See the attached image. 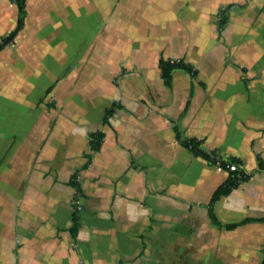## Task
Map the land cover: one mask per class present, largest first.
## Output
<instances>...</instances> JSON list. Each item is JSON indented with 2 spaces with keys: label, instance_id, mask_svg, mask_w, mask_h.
Segmentation results:
<instances>
[{
  "label": "crops",
  "instance_id": "0c3cea01",
  "mask_svg": "<svg viewBox=\"0 0 264 264\" xmlns=\"http://www.w3.org/2000/svg\"><path fill=\"white\" fill-rule=\"evenodd\" d=\"M19 16L0 0V41ZM231 160L248 178L213 221ZM263 256L264 0H24L0 48V264Z\"/></svg>",
  "mask_w": 264,
  "mask_h": 264
},
{
  "label": "trees",
  "instance_id": "16d2710c",
  "mask_svg": "<svg viewBox=\"0 0 264 264\" xmlns=\"http://www.w3.org/2000/svg\"><path fill=\"white\" fill-rule=\"evenodd\" d=\"M14 1L19 8V19H18V24L16 26V28L11 31L6 37H4L1 41H0V48L2 46H4L5 44L9 43L13 37L15 36V34L17 33V31L19 30L20 26H21V21H22V11H23V4H24V0H11ZM223 22V19L221 20V23ZM183 67L180 63H174V62H166L163 61L161 63V70H162V76L165 79V81H169L170 77H171V72L172 70H174L175 68H180ZM100 134L99 133H95L92 136V147L93 149H98L99 148V144H100ZM185 145L190 149L193 150L195 152V154L201 155L203 157H207L208 155L205 154L204 152L200 151L197 147V143L193 140H188L185 141ZM233 161H228L227 164L229 166L230 163H232ZM248 178L247 174H244L241 170L234 172L231 174V177H229L227 183L219 186L213 193L211 201H210V213H211V218L213 221H216V219L214 218V215L212 213V205L213 203L218 200L222 195L227 194L232 188L236 187L238 185V183H240L241 181H244ZM251 219H244L241 220L238 223H232L229 224L228 227L229 228H234L235 226L239 225V224H244L247 221H250ZM79 222H78V215L75 213L73 216V224L71 227V232L73 234H75L77 228H78ZM261 264H264V256L262 259Z\"/></svg>",
  "mask_w": 264,
  "mask_h": 264
},
{
  "label": "built area",
  "instance_id": "2783aa9c",
  "mask_svg": "<svg viewBox=\"0 0 264 264\" xmlns=\"http://www.w3.org/2000/svg\"><path fill=\"white\" fill-rule=\"evenodd\" d=\"M228 169L231 173H234L240 170L238 164L236 163H230L228 166ZM78 209H80V206H78Z\"/></svg>",
  "mask_w": 264,
  "mask_h": 264
}]
</instances>
